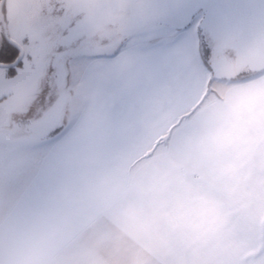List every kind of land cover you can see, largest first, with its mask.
Returning <instances> with one entry per match:
<instances>
[{
  "label": "crops",
  "instance_id": "obj_1",
  "mask_svg": "<svg viewBox=\"0 0 264 264\" xmlns=\"http://www.w3.org/2000/svg\"><path fill=\"white\" fill-rule=\"evenodd\" d=\"M157 35L68 64L54 141L0 188V264H264V70L215 86L196 34Z\"/></svg>",
  "mask_w": 264,
  "mask_h": 264
},
{
  "label": "rangeland",
  "instance_id": "obj_2",
  "mask_svg": "<svg viewBox=\"0 0 264 264\" xmlns=\"http://www.w3.org/2000/svg\"><path fill=\"white\" fill-rule=\"evenodd\" d=\"M28 2L29 0H6L4 10L6 28L10 38L18 42L24 49L21 66L17 67L15 75L9 72L10 68L0 67V120L2 121L0 124V188L4 192L12 182L20 178V173L15 170L17 164L20 167L27 164L34 156H40L37 150L54 141L53 138L44 140L30 138L28 134L10 136L3 131L10 125L13 118L22 122L29 121L39 108L49 106L54 99V96L51 99L48 97L51 93L48 83L53 81L50 75L52 58L49 56L51 42L44 34L45 28L27 16ZM152 33L161 34V36L168 35V42L174 41L176 38L179 40L185 38V34L179 30H171L166 26L147 27L127 40L122 47L132 45L133 42L147 40ZM190 33L196 34V29L193 28ZM7 43L9 42L0 19V49ZM200 49L212 84L216 83V79L219 78L231 82L239 77L250 75L252 72L246 69L238 72L236 58L231 51L215 52L204 40L200 41ZM206 49L210 52H206ZM8 55L10 54H4V59H0V63L9 64L5 62ZM89 60L88 57L83 56L75 63L85 65ZM74 79V73L70 71L68 88H63V93L66 91L67 94H65L70 97ZM222 89H218V93ZM208 92V95H211V91L208 90ZM68 109L69 106L67 109L65 107L63 113L65 124ZM33 160L35 161L36 158Z\"/></svg>",
  "mask_w": 264,
  "mask_h": 264
},
{
  "label": "flooded vegetation",
  "instance_id": "obj_3",
  "mask_svg": "<svg viewBox=\"0 0 264 264\" xmlns=\"http://www.w3.org/2000/svg\"><path fill=\"white\" fill-rule=\"evenodd\" d=\"M154 2L155 0H29L27 16L45 28L44 34L51 42L49 56L52 58L50 75L53 81H49L48 88L51 91L50 96H54V99L49 108L37 110L29 121L22 122L13 118L3 131L10 136L38 134L39 132H32L28 124L40 121L54 102L62 97L65 85L64 83L61 86L63 71H66L68 64L76 58L114 54L127 40L147 27L166 26L171 30H178L161 21L152 20L130 35L140 22L151 18L141 14ZM164 3L169 4L167 8L171 11L166 17L167 20L173 22L182 18L177 11L173 12L171 2L167 0ZM203 20L204 18L201 21L202 30L196 35L214 50L219 42L211 35L210 27L203 23ZM12 46L8 43L4 45V54L12 53ZM226 51L233 52L229 49Z\"/></svg>",
  "mask_w": 264,
  "mask_h": 264
},
{
  "label": "water",
  "instance_id": "obj_4",
  "mask_svg": "<svg viewBox=\"0 0 264 264\" xmlns=\"http://www.w3.org/2000/svg\"><path fill=\"white\" fill-rule=\"evenodd\" d=\"M164 1L167 0H155L153 4L148 5L147 10L143 11L141 15L145 14L144 17L151 18L140 22L130 32V35L142 29L152 20L161 21L174 27L173 22L166 18L171 11L167 8L169 4ZM168 1L173 5V12L177 11L179 15H182V18L195 4V0ZM5 2L6 0H0V19L8 42L18 48L19 55L12 63H0V67L12 68L16 66L17 61L21 62L24 49L8 34L4 14ZM211 6L214 11L215 23L209 25L206 18L203 23L208 24L211 35L219 42L214 47V51L224 53L227 49L232 50L236 58L238 72L245 69L252 72L264 70V0H212ZM63 73L61 86L65 83L66 71ZM66 100L67 95L63 93L62 97L54 102L40 121L28 124L32 132H39L32 136L33 138L43 139L60 127Z\"/></svg>",
  "mask_w": 264,
  "mask_h": 264
},
{
  "label": "snow or ice",
  "instance_id": "obj_5",
  "mask_svg": "<svg viewBox=\"0 0 264 264\" xmlns=\"http://www.w3.org/2000/svg\"><path fill=\"white\" fill-rule=\"evenodd\" d=\"M211 2L212 0H195L194 6L186 12L185 16L182 19L173 21L174 27L178 29L182 34H188L193 28H195L197 35H199L202 30V18H206L209 25H214L215 17ZM4 51L5 50L0 49V59H4ZM206 52H210V50L206 49ZM17 55L18 53L16 52L10 53L5 62L11 63L12 61L16 60ZM20 66L21 62L17 61L16 67L10 68L9 72L12 75H15L17 67Z\"/></svg>",
  "mask_w": 264,
  "mask_h": 264
},
{
  "label": "trees",
  "instance_id": "obj_6",
  "mask_svg": "<svg viewBox=\"0 0 264 264\" xmlns=\"http://www.w3.org/2000/svg\"><path fill=\"white\" fill-rule=\"evenodd\" d=\"M8 44H9L10 46H12V44H10V43H8ZM12 47H13V50H14L13 52L18 53V55H19V50H18L15 46H12ZM18 55H17V56H18ZM17 56H16V57H17Z\"/></svg>",
  "mask_w": 264,
  "mask_h": 264
}]
</instances>
